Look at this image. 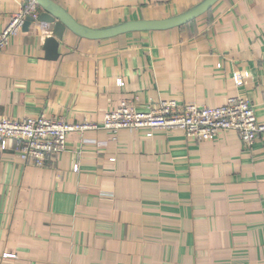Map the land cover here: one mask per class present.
Here are the masks:
<instances>
[{
	"label": "crops",
	"instance_id": "crops-1",
	"mask_svg": "<svg viewBox=\"0 0 264 264\" xmlns=\"http://www.w3.org/2000/svg\"><path fill=\"white\" fill-rule=\"evenodd\" d=\"M26 1L0 0V32ZM54 1L99 29L203 0ZM52 30L36 21L0 52V117L97 127L71 132L45 167L13 139L0 146V264H264V134L248 145L235 131L102 127L125 98L148 111L244 97L264 122V0H218L181 26L100 39L67 28L54 59Z\"/></svg>",
	"mask_w": 264,
	"mask_h": 264
},
{
	"label": "built area",
	"instance_id": "built-area-1",
	"mask_svg": "<svg viewBox=\"0 0 264 264\" xmlns=\"http://www.w3.org/2000/svg\"><path fill=\"white\" fill-rule=\"evenodd\" d=\"M39 14L40 6L36 0H27L18 12L13 13L0 32V52L6 48L11 36L23 29L27 17L36 22ZM239 78L236 76L240 83ZM118 83L123 81L119 79ZM95 127L96 124L87 121L69 123L55 117L17 119L3 116L0 117V146L5 148L7 140L13 139L18 142L17 149L22 159L45 167L49 161L56 162L66 150L67 137L71 132ZM102 127L114 133L123 128L180 129L198 140H214L223 131H235L248 145L264 134V122L258 120L253 102L244 97H230L217 107L196 103L179 106L174 99H162L148 111H138L135 101L125 98L106 113ZM7 256L15 257V254Z\"/></svg>",
	"mask_w": 264,
	"mask_h": 264
},
{
	"label": "water",
	"instance_id": "water-1",
	"mask_svg": "<svg viewBox=\"0 0 264 264\" xmlns=\"http://www.w3.org/2000/svg\"><path fill=\"white\" fill-rule=\"evenodd\" d=\"M36 1L42 8L37 22H39L42 27L53 26L52 35L45 38L44 49L46 50V56L54 59L60 54L59 40L63 38L64 32L67 28L89 39H100L134 30L167 29L181 26L195 19L199 15L208 11L218 0H203L188 11L164 20L128 22L99 29L88 28L81 25L54 0ZM34 22L35 20L31 17H27L23 29L29 30L31 24Z\"/></svg>",
	"mask_w": 264,
	"mask_h": 264
}]
</instances>
